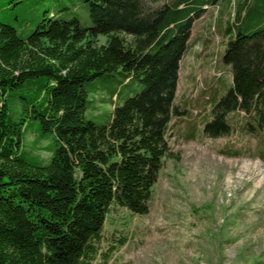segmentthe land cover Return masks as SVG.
I'll list each match as a JSON object with an SVG mask.
<instances>
[{"label": "rangeland", "instance_id": "rangeland-1", "mask_svg": "<svg viewBox=\"0 0 264 264\" xmlns=\"http://www.w3.org/2000/svg\"><path fill=\"white\" fill-rule=\"evenodd\" d=\"M167 2L129 0L112 28L96 32V51L109 61L115 50L147 44ZM27 6L23 13L34 19L12 22L19 39L6 42L10 64L45 11L52 19L78 15L82 25H89L81 0H30ZM232 12L219 5L205 8L183 32L171 84L163 90L162 104L152 109L167 149L148 197L130 210L113 202L95 215L62 220L56 235L18 204L0 206V264H54L61 255L70 258L67 264H101L89 250L102 252L116 229L130 236L129 243L107 264H264V130L216 138L202 133L210 99L218 100L231 85L226 57L231 42L215 29L218 20L232 19ZM5 16L0 12V21L7 22ZM137 25L142 29L136 31ZM137 69L142 71V65ZM137 69H116L94 83L86 114L94 126L105 125L122 99L140 92L150 69ZM43 122L41 112L27 103L0 105V147L7 136L18 135L23 153L17 158L0 151L1 169L16 172L28 161L50 163L51 135L37 128ZM190 126L192 138L187 137Z\"/></svg>", "mask_w": 264, "mask_h": 264}, {"label": "trees", "instance_id": "trees-1", "mask_svg": "<svg viewBox=\"0 0 264 264\" xmlns=\"http://www.w3.org/2000/svg\"><path fill=\"white\" fill-rule=\"evenodd\" d=\"M29 1L0 0L7 20L0 21V105L24 102L40 111L44 122L37 128L51 135L53 153L45 166L28 161L16 172L0 168V206L16 203L35 213L49 233L56 235L62 220L78 221L113 202L130 210L148 197L167 149L152 109L162 104L163 90L171 84L173 60L188 22L205 8L219 5L233 12L227 22L218 20L215 29L231 42L226 56L231 85L218 100L210 99V119L203 122L202 133L216 138L264 130V0H168L150 27L149 42L115 50L110 62L93 46L96 32L112 28L129 0H81L88 26L78 15L52 19L45 11L10 64L6 42L19 39L12 22H32L34 17L23 13ZM140 64L142 71L150 69L140 92L122 99L105 125L94 126L86 116L94 83L116 69L122 73ZM193 128L187 137H193ZM0 151L23 158L18 135L7 136ZM129 239L116 229L106 237L102 252L96 247L89 252L107 264ZM61 256L54 264H67L70 258Z\"/></svg>", "mask_w": 264, "mask_h": 264}]
</instances>
